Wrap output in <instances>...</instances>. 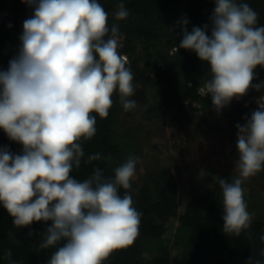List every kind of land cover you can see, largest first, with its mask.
Returning <instances> with one entry per match:
<instances>
[{"label":"clouds","instance_id":"9594fccd","mask_svg":"<svg viewBox=\"0 0 264 264\" xmlns=\"http://www.w3.org/2000/svg\"><path fill=\"white\" fill-rule=\"evenodd\" d=\"M22 2L34 14L23 22L18 54L7 70H0V129L23 151L0 148V203L16 227L51 221L39 245H60L49 264H103L139 235L141 213L127 191L139 158L129 155L115 167L114 178L104 177L99 168L82 182L71 173L85 155L80 141L96 134L91 114L106 118L117 90L125 111L136 107L129 99L133 73L118 52V28H109L108 13L98 0ZM117 9V20L128 17L124 3ZM210 21V36L207 24L189 32V21H179V48L194 51L209 65L211 78L201 90L211 95L219 113L249 89L264 88V82L252 83L255 69L264 68V27L256 26L258 13L237 0H215ZM256 103L245 123L235 125L238 178L228 182L217 177L223 231L236 236L252 222L242 185L264 169V95ZM101 159L96 153L87 162ZM6 255L10 259L11 252ZM248 264L262 262L250 257Z\"/></svg>","mask_w":264,"mask_h":264},{"label":"trees","instance_id":"16d2710c","mask_svg":"<svg viewBox=\"0 0 264 264\" xmlns=\"http://www.w3.org/2000/svg\"><path fill=\"white\" fill-rule=\"evenodd\" d=\"M108 13V26L118 28L123 38L118 49L127 57L126 67L133 73L134 95L143 119L155 123L165 117V110L172 115L182 132L207 127L221 129L227 123L237 133L235 125H243L258 105L256 100L264 94L249 89L247 95L233 99L219 113L212 104L211 95L202 94L204 83L211 78L207 62L201 61L194 51L179 48L182 40V19L189 21L187 30L209 25L215 0H98ZM124 3L129 15L117 20V5ZM248 3L258 13L257 27H264V0H237ZM34 14V8L22 0H0V70H7L9 61L19 51L23 22ZM111 35V33H109ZM106 37L105 39H107ZM253 84L264 82V68L255 69ZM113 104L106 118L96 117V134L91 140H81L85 153L80 167L71 175L83 181L99 168L106 178H114L115 167L129 155L142 152L139 144L143 132L120 128L118 119L123 106L118 90L112 96ZM13 154H22L23 146L11 141L0 129V148ZM100 153L101 160L87 162L90 155ZM111 157L109 162L107 157ZM136 174L132 188L133 206L141 213L139 235L134 243L114 251L103 264H174L172 244L181 247L182 254L176 264H248L249 258L264 264V209L255 208L248 229L239 236L223 231L224 221L222 190L217 170L210 168L201 178V187L191 189V200L179 217L178 236L172 239L168 222L177 217L179 209L178 182L168 167H160L147 176ZM177 174L182 175L180 167ZM221 179L228 180L226 177ZM120 189V195L125 194ZM248 205L247 201L245 200ZM51 221L33 222L27 227H16L13 218L0 203V264H49L51 255L60 245L41 249L43 233ZM32 235H29V233ZM19 241V243H17ZM63 243V242H61ZM11 252L10 259L7 252Z\"/></svg>","mask_w":264,"mask_h":264},{"label":"rangeland","instance_id":"374dc122","mask_svg":"<svg viewBox=\"0 0 264 264\" xmlns=\"http://www.w3.org/2000/svg\"><path fill=\"white\" fill-rule=\"evenodd\" d=\"M119 48L123 38H117ZM126 57V56H123ZM127 60V57H126ZM202 94H206L202 91ZM264 95V94H263ZM257 101V100H256ZM140 109L121 110L118 119L120 128L126 132L131 129L143 132L140 145L142 152L139 158L138 175L147 176L160 167H168L175 174L178 182L179 209L178 215L168 222V231L172 239L178 236L179 217L185 213L191 197V189L201 187V178L210 168L217 170V177L231 180L238 178L235 163L238 159L236 148L237 133L223 123L221 129L210 127L196 131L182 132L172 115L165 110V117L156 119L153 124L143 119ZM180 167L182 175L177 174ZM244 199L250 214L255 208L264 209V169L244 181ZM253 220V215H252ZM172 262L176 264L182 254V249L172 244Z\"/></svg>","mask_w":264,"mask_h":264}]
</instances>
